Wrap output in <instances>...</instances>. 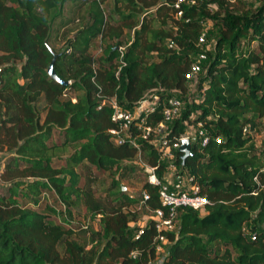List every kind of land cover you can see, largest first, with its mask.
I'll return each instance as SVG.
<instances>
[{
  "label": "trees",
  "instance_id": "16d2710c",
  "mask_svg": "<svg viewBox=\"0 0 264 264\" xmlns=\"http://www.w3.org/2000/svg\"><path fill=\"white\" fill-rule=\"evenodd\" d=\"M175 14L166 0H0V264H264V0H204ZM58 20L79 22L64 50L51 44ZM55 54L66 86L48 73ZM154 96L152 125L170 98L183 102L167 140L192 134L193 154L183 163L174 151L176 174L210 200L204 212L180 209L174 230H159L154 215L141 223L143 196L122 183L135 168L146 175L139 150L109 132L110 99L134 110ZM154 140H139L141 156L162 177L167 147ZM143 190L150 209L165 208L157 185L146 179ZM81 210L87 220L76 224Z\"/></svg>",
  "mask_w": 264,
  "mask_h": 264
},
{
  "label": "built area",
  "instance_id": "2783aa9c",
  "mask_svg": "<svg viewBox=\"0 0 264 264\" xmlns=\"http://www.w3.org/2000/svg\"><path fill=\"white\" fill-rule=\"evenodd\" d=\"M203 1L204 0H166L170 7L176 9V18L181 17L187 8L198 6ZM228 1L235 3L238 0ZM200 44L203 46V48H207V38L205 33H203L200 37ZM120 50L123 51L124 47H120ZM204 50L199 54L197 60L194 61L192 70L188 74V78L192 79L201 71V65L207 59V54ZM67 51L70 52L71 49L69 48ZM157 100L158 97L154 96V100L152 102H143L136 109L130 110L121 106L116 98L110 99L109 103L113 107L112 119L118 124V126L116 128L110 129L109 132L115 137L117 143H129L139 150L138 162L148 173L147 181L158 186L159 199L165 208L155 210L150 209L147 205L150 195L146 190L142 191L143 198L141 200L140 207H145L153 213L157 219V228L159 230L163 228L174 230L176 228V217L180 209L191 207L204 212L206 207L210 204V200L208 197L200 193V186L195 184L191 177L181 176L174 173L170 178H163V176L161 177L158 174V166H151L142 159L139 140H150L152 137H154V141L165 145L167 150L164 151L162 159L164 156H174V151L179 149L185 139H189L191 143L193 141L192 136L188 133H185L176 139L171 146L168 144L167 134L170 131L171 124L173 123L174 119L181 114L183 108V102L177 97H172L168 100L163 111L162 121L155 125L148 123L146 116L152 104ZM198 126L199 133L203 136L201 144L205 145L208 142V137L205 135L206 131L203 128V123L199 122ZM135 129L140 131L137 135H134L133 133V130ZM1 169L2 167H0V171ZM141 232L142 231H139L137 237L140 236ZM161 250L162 247L159 246L158 251L161 252ZM137 255V252H132L133 257L136 258ZM157 261H161V258H159ZM150 264H157V262L154 261Z\"/></svg>",
  "mask_w": 264,
  "mask_h": 264
},
{
  "label": "rangeland",
  "instance_id": "374dc122",
  "mask_svg": "<svg viewBox=\"0 0 264 264\" xmlns=\"http://www.w3.org/2000/svg\"><path fill=\"white\" fill-rule=\"evenodd\" d=\"M109 3H105L104 7H105V12L106 14H108L109 11V7H107V4H110V1H108ZM244 5L248 6V7H255L259 0H243ZM70 9V6L67 8ZM78 24L79 22H77V20L75 21V23H69L67 26H60V22L59 20L56 22L53 32H52V37H51V44L56 47V49L58 50H64L67 47L68 44V39H73L74 36L76 35L77 32V28H78ZM67 32H69L68 34H66ZM204 33L207 34V36L209 37V39H207V44L206 47L207 49L211 47V45L213 44V40L214 37L216 35V29L214 26V22L208 21L205 23V28H204ZM99 41H96L93 48L91 49V52L93 54L99 55L101 53V48L99 46ZM197 85H198V80L195 79V81L190 82L189 86V94L188 95H193L196 93L197 90ZM186 107V104L184 105V108ZM192 135V134H190ZM256 141L258 143V145H261L262 142L264 141V131L260 132L257 134L256 136ZM169 150V149H168ZM74 151L73 148H68L66 151L63 152L64 156H69L72 152ZM8 156V154L5 153H0V167H2L5 158ZM172 157L170 156H164V158L162 159L161 163L164 165L163 166V171L161 173V175L163 176V178H170L171 175H173L176 172H179V167L175 166L174 164V160L172 159ZM139 159L134 160V163L136 165H138L139 167L142 165L138 162ZM145 171V170H144ZM146 172V171H145ZM147 172L146 175H144L142 173V169L139 168H135V170L133 171V173L131 174V176L128 179H124L122 181V183L124 185H126L128 191L133 194V195H139L140 193L142 194V190H143V185L147 179ZM107 180V182H111L110 178H105ZM95 188L98 189L99 191L103 190V185L102 182H96L95 183ZM153 216V213L151 211H149L147 208L145 207H140L139 206V219L141 221V223H147L148 219ZM84 213L81 210L80 213L76 214L75 217V223L79 224L80 221L82 222L84 219ZM85 221L87 220V218L84 219ZM132 225H136V223H132ZM161 242H166L164 238H160ZM164 253V248H162L160 255L162 256V254ZM161 256L159 258H161Z\"/></svg>",
  "mask_w": 264,
  "mask_h": 264
},
{
  "label": "water",
  "instance_id": "95a60500",
  "mask_svg": "<svg viewBox=\"0 0 264 264\" xmlns=\"http://www.w3.org/2000/svg\"><path fill=\"white\" fill-rule=\"evenodd\" d=\"M58 55L59 54L54 55V58H53L50 66H49L48 73L54 80H56L57 82H59L60 84H62L64 86H66L70 83V81H66V80L62 79L57 74V71L55 68V61H56ZM178 152L182 154V160H183V163H185L186 160L188 159V157L193 154V148H192L191 141L189 139H185L182 142V145L179 147ZM124 189H126V187H124Z\"/></svg>",
  "mask_w": 264,
  "mask_h": 264
}]
</instances>
